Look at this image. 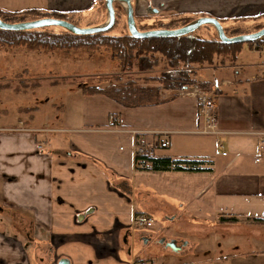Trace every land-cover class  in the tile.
I'll use <instances>...</instances> for the list:
<instances>
[{
  "label": "crops",
  "instance_id": "crops-1",
  "mask_svg": "<svg viewBox=\"0 0 264 264\" xmlns=\"http://www.w3.org/2000/svg\"><path fill=\"white\" fill-rule=\"evenodd\" d=\"M131 3L138 27L180 14L215 17L224 30L264 23V0ZM123 5L113 1L115 14L126 18ZM0 11L60 13L80 27L108 21L106 0H0ZM205 34L214 37L207 27ZM244 49L235 62L195 68L196 79L209 83L206 92L195 87L213 104L217 134L200 132L198 96L181 89L158 104L125 107L83 94L85 86L73 81L51 83L46 71L33 74L37 89L48 80L74 104L42 107L63 114L58 123L37 104L17 110L15 123L0 121V264H160L161 255L168 264H264V49L263 57L239 62ZM20 56L30 63L41 55ZM70 69L57 77L78 74V66ZM165 136L169 145L156 157L200 161L207 170H154L151 163L137 170L133 145ZM137 212L151 216L153 226L134 228ZM220 213L263 222L218 223Z\"/></svg>",
  "mask_w": 264,
  "mask_h": 264
},
{
  "label": "rangeland",
  "instance_id": "rangeland-1",
  "mask_svg": "<svg viewBox=\"0 0 264 264\" xmlns=\"http://www.w3.org/2000/svg\"><path fill=\"white\" fill-rule=\"evenodd\" d=\"M123 6L125 8V5ZM117 13L120 16L119 21L115 28L112 29L110 35H120L128 32L126 27V18L124 15L122 16V13L124 14V12L118 11ZM199 16V14L173 15L172 17L167 18V21L175 19L195 20ZM22 18L23 17H20V20H17L21 22L26 20L37 19L35 17L29 16H26L23 19ZM148 23L151 24L153 22L149 20ZM248 25L249 26L244 25V28L237 29V31H241L242 34L250 33L258 30V28L260 29L261 27H264V23L257 24V22H250L248 23ZM206 27L207 29L210 28L214 33V37L210 39H215L218 37L215 28L211 24L202 25L197 28V30L193 31V33H195V35L198 37L205 38ZM38 31H43L42 34L45 36L53 37L50 38L51 40H53L51 44L49 43L46 45H40L31 49H28L26 47L24 48V46H10L3 43L0 44V121L15 123L17 121V110L19 112H29L30 108L21 107H28L26 105L37 104L39 105L40 109L44 111L43 113L46 116L54 117L56 115L58 116V119L55 122H60V120L63 118V114L57 115L59 112L58 110H45L42 107L52 102H55V104L63 105L64 107L69 109L70 106L74 104V102L72 98H70V94L64 92V88H59L60 90L58 88H54L52 85L49 84L48 80L42 81L41 87L37 89L36 81H38V78L33 79L35 78L33 74H43L44 71H46L45 75L49 77L51 83H59L62 80H68L73 81L74 84H79L80 86H82V88L83 86L86 87L92 85L104 88L105 86H108L110 82H115L114 76L116 75H120L122 82L133 80L135 84L139 86L161 87V83L158 80L155 81V79L162 76L164 73L172 75L176 74L178 71L183 72L192 70V68L174 69L165 60L163 61L161 58H159V61L155 67L145 71H140L136 68H121V66L119 65L118 58L115 57L116 52L114 53L113 50L108 46V41L104 40L108 35L106 37H101L103 41H98L101 44L96 43L94 45H88L86 42L96 41V39L91 40V38L87 36H83V38L86 39H77V37L74 36L76 34H70L67 32L66 29L59 26H49L45 28H40L38 29ZM225 31L230 34L232 32H235L236 29H225ZM235 35L238 34H234L232 36ZM6 37H10L11 39L15 37L14 39H16V34H9ZM260 40V43L244 42V48L246 50L244 49V51H242V54L239 58V62L250 61L252 58H257L260 55L261 57H263V52L261 53L259 51L261 49H264V36L260 38ZM248 45H250V47ZM251 47L258 50H252ZM10 53L17 54L16 57L18 55L19 56L14 61H10ZM21 53L41 56H33L30 63H23L22 59L20 58ZM22 64H25V67H29L25 69L27 73H24V71H22ZM77 66V75L65 79L57 77L59 76V73H63L65 70H71V67L73 71L76 70ZM14 71L15 73H13ZM9 86H11L12 88ZM164 91L165 90H160V98L162 96L168 97V94L166 93H171L168 91ZM176 92L177 91H175V93ZM152 250L155 253L158 252L155 247H153ZM160 257V259L162 260V262L160 261V264H168L169 258L167 256L161 255ZM147 262L148 261L143 260L144 264H147ZM152 264L157 263L155 260H153Z\"/></svg>",
  "mask_w": 264,
  "mask_h": 264
},
{
  "label": "trees",
  "instance_id": "trees-1",
  "mask_svg": "<svg viewBox=\"0 0 264 264\" xmlns=\"http://www.w3.org/2000/svg\"><path fill=\"white\" fill-rule=\"evenodd\" d=\"M26 16L41 18L45 16L61 18L65 20L66 16L60 13H42L38 11H24L21 13H4L0 11V18L6 22H19L20 17ZM115 24L107 31L99 32L89 35H74L77 39H86L84 37H90L91 40L96 41L86 42L88 45H94L102 42L101 37H107L108 46L115 53V57L118 58L121 68H136L140 71H145L155 67L161 58L165 60L171 67L175 68H192L188 71H178L176 74H166L158 77L161 83L159 86H139L136 85L133 80L122 82L120 75L114 76L115 82H110L108 86L104 88L97 87L95 85L86 86L83 88V94L87 95H104L118 104L125 107H137L145 105H154L160 103L163 99L160 98V90L171 91L172 95L167 99H171L175 91L185 88L186 86L195 85L203 91H209V83L196 79L195 68L223 65L225 63L235 62L237 55L239 54L241 47L244 43H224L219 38H201L191 32L185 35L176 37H147L136 38L129 34V32L120 35H110L111 31L118 24L119 15L115 14ZM22 18V19H23ZM19 19V20H17ZM192 19H175L167 21V19H159L151 24H145L136 28L144 31L150 29L160 28H178L182 27L190 22ZM127 27V26H126ZM262 28V27H261ZM259 29V28H258ZM43 31L25 30V31H12L0 29V44H7L10 46H24V48H34L40 45L51 44L50 36L42 34ZM72 34L71 32L67 31ZM226 35L232 36L239 34L241 31H235ZM9 34H16V39L6 37ZM109 38V39H108ZM99 39V40H97ZM89 40V39H88ZM99 41V42H98ZM258 42L261 40L252 41L247 43ZM101 44V43H99ZM151 163V167L154 170H174V171H186V172H199L207 170L202 167L200 161L195 160H179L173 159L168 156L150 157L147 159ZM251 221V222H263L262 219L253 216H242L237 214L220 213L217 216L218 223H234L238 221ZM143 262V260H140ZM145 261H151L147 259Z\"/></svg>",
  "mask_w": 264,
  "mask_h": 264
},
{
  "label": "water",
  "instance_id": "water-1",
  "mask_svg": "<svg viewBox=\"0 0 264 264\" xmlns=\"http://www.w3.org/2000/svg\"><path fill=\"white\" fill-rule=\"evenodd\" d=\"M114 0H106V7L108 10V21L100 26L92 27H80L74 23L55 17H41L34 20L21 21L16 23H9L3 21L0 18V29L12 30V31H25V30H36L49 26H59L67 31L77 35H89L109 30L115 24V10L113 6ZM125 5L126 8V26L129 34L136 38H147V37H176L191 33L202 25L211 24L217 32V36L221 42L224 43H244L258 40L264 36V27L250 33L238 34L235 36H228L225 33L221 23L212 16H201L192 22L178 28L168 29H150L141 31L135 26L134 11L131 0H118ZM173 250H178L179 247L174 242H168L166 244Z\"/></svg>",
  "mask_w": 264,
  "mask_h": 264
},
{
  "label": "built area",
  "instance_id": "built-area-1",
  "mask_svg": "<svg viewBox=\"0 0 264 264\" xmlns=\"http://www.w3.org/2000/svg\"><path fill=\"white\" fill-rule=\"evenodd\" d=\"M181 92H184L185 94H194L198 96V105L201 106L202 112L204 113V119H205V126L203 129L200 130L202 133H215L217 134L218 131L216 130V116L212 112L213 104L208 96H206L204 93H200L198 89L195 87V85H192L190 87L186 86L185 88L180 90ZM109 121L116 125L117 124V118L114 115L109 116ZM222 140L216 139V145L218 147H221ZM258 143L262 146L264 143V135L260 136L258 138ZM169 145L168 138L162 137V138H154L150 142L147 141H139L136 144L133 145V152L135 155V166L137 170H145L150 164V162L147 160L150 157H156V151L161 148H165ZM222 155H225V152H222ZM259 158H257L258 160ZM153 219L151 216L144 212H137L132 217V226L134 228H141V229H149L153 226ZM133 264H144L140 260H135Z\"/></svg>",
  "mask_w": 264,
  "mask_h": 264
}]
</instances>
